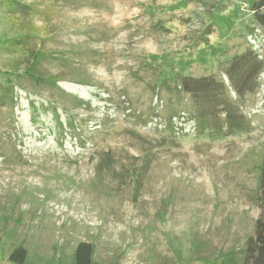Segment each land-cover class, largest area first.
Listing matches in <instances>:
<instances>
[{"label": "rangeland", "instance_id": "374dc122", "mask_svg": "<svg viewBox=\"0 0 264 264\" xmlns=\"http://www.w3.org/2000/svg\"><path fill=\"white\" fill-rule=\"evenodd\" d=\"M247 8L0 0V264H21L19 247L23 264H76L83 241L93 264H242L261 213L264 67L253 93L230 91L233 131L198 125L177 77L229 85L233 55L264 61Z\"/></svg>", "mask_w": 264, "mask_h": 264}, {"label": "trees", "instance_id": "16d2710c", "mask_svg": "<svg viewBox=\"0 0 264 264\" xmlns=\"http://www.w3.org/2000/svg\"><path fill=\"white\" fill-rule=\"evenodd\" d=\"M246 1L252 20L264 30V0ZM225 9L226 4L214 5L212 8L217 12ZM263 67L264 61L259 54L252 49H246L233 55L224 69L229 85L221 77L212 73L201 76L179 73L177 78L182 90L188 93L196 103L197 124L201 127L209 125L217 130L222 127V124L227 125L232 131L244 129L245 117L239 112V106L232 99L230 91L235 92L240 99L248 93H253L258 87V79ZM221 114H224L222 121ZM260 168L261 213L257 219L255 236H250L245 243L242 264H264V149ZM26 253L25 248H16L9 259L23 264ZM93 253L94 247L91 242H80L75 249L76 264H93Z\"/></svg>", "mask_w": 264, "mask_h": 264}]
</instances>
